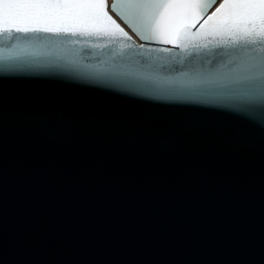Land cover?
I'll use <instances>...</instances> for the list:
<instances>
[{
	"label": "water",
	"instance_id": "water-1",
	"mask_svg": "<svg viewBox=\"0 0 264 264\" xmlns=\"http://www.w3.org/2000/svg\"><path fill=\"white\" fill-rule=\"evenodd\" d=\"M38 35L0 36V264H264V91Z\"/></svg>",
	"mask_w": 264,
	"mask_h": 264
},
{
	"label": "snow or ice",
	"instance_id": "snow-or-ice-1",
	"mask_svg": "<svg viewBox=\"0 0 264 264\" xmlns=\"http://www.w3.org/2000/svg\"><path fill=\"white\" fill-rule=\"evenodd\" d=\"M39 33L85 37L90 48H111L112 56L130 57L138 65L194 61L202 70L182 73L179 83L240 82L247 103L258 101L264 91V0H0V36L12 44L11 55H41L45 45L36 43ZM161 44L191 51L183 60L154 57L152 49L171 52L168 47H154ZM114 46L128 52H117ZM6 58L0 52V59ZM72 63L95 74L106 71L103 65Z\"/></svg>",
	"mask_w": 264,
	"mask_h": 264
}]
</instances>
